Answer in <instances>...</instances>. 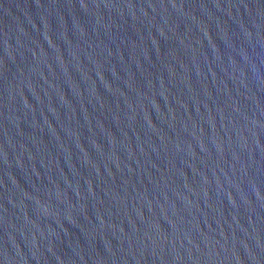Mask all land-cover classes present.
<instances>
[{
	"label": "water",
	"instance_id": "water-1",
	"mask_svg": "<svg viewBox=\"0 0 264 264\" xmlns=\"http://www.w3.org/2000/svg\"><path fill=\"white\" fill-rule=\"evenodd\" d=\"M0 264H264V0H0Z\"/></svg>",
	"mask_w": 264,
	"mask_h": 264
}]
</instances>
